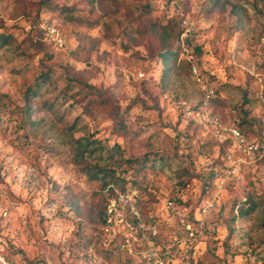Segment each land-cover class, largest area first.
<instances>
[{
    "label": "rangeland",
    "instance_id": "rangeland-1",
    "mask_svg": "<svg viewBox=\"0 0 264 264\" xmlns=\"http://www.w3.org/2000/svg\"><path fill=\"white\" fill-rule=\"evenodd\" d=\"M0 33V264H264V158L230 130L263 138L264 0H0Z\"/></svg>",
    "mask_w": 264,
    "mask_h": 264
},
{
    "label": "trees",
    "instance_id": "trees-1",
    "mask_svg": "<svg viewBox=\"0 0 264 264\" xmlns=\"http://www.w3.org/2000/svg\"><path fill=\"white\" fill-rule=\"evenodd\" d=\"M143 13H145V12H143ZM159 28L162 29V31L160 32V36H159V42H160V48H161L160 51H159V56H160V58L162 60L166 61L170 56L174 55V51L169 46V43H170L171 39L173 38V33H172V30L169 31L166 28H162L160 25H158V23H151L149 28H148V32H154V33L158 34ZM179 35L180 34H178L177 37H179ZM9 38H10L9 35L6 36V35H4V33H0V41H2L1 42V46L6 45L7 42L9 41ZM187 42H188V39H187ZM195 48H196L197 51H200V47L196 46ZM47 78H48V75L46 74V75H44V77L41 78V80H46ZM91 89H93V88L91 87ZM246 116H247V112H245V117L241 121V126L242 127H240V130L245 135H249L247 127L250 125V121L247 119ZM72 128L73 127H69L70 130ZM85 141H86V143H83L82 141H79V145L83 148V150L80 153L81 157H83L85 153L93 154L95 152V150H98L96 148H99V146H96L93 149H91V146L93 144H95V143L96 144L99 143V141L89 140L88 138L85 139ZM221 143L225 147H228L229 144H230V141H229V139H224V140L221 141ZM100 147H102V146H100ZM115 147H119V146L115 145L114 148ZM102 148H104V147H102ZM149 155L144 157L137 164H136V162L133 163V160H131V159H122V164L125 163V164H127V165L139 170L140 168H143V167L147 166V162L150 160V157H148ZM85 168H86L87 174L91 178V180H101L103 186H107V185H109V181H108L107 178L110 177L113 180L115 186L120 187L123 191L127 190L128 180L125 177V174H127L125 171H122L121 175L117 176V175H115L116 174L115 169H111V170L103 169V168H99L98 165H95V166L86 165ZM92 169H97V171L95 173L91 174L93 172ZM209 172H210V173H208L209 175L205 179V180H208V181H206L205 184H204L203 192H205V190L208 187L212 186V183H213V181L215 179V171H214V169L212 168ZM112 191H113V189H112ZM169 201L174 202L176 205L183 204L182 200L177 199V198H175V199L170 198ZM248 202H249L250 205L246 209L244 207L240 208L241 215H248L251 211L255 210L257 204L254 202V200L252 198H249ZM191 212H192L191 210L187 211L189 216H190ZM98 216H99L100 223L105 222L106 213L103 212L102 209L98 212ZM190 219H192V217ZM185 264H203V263H200V262H197V263L188 262V263H185Z\"/></svg>",
    "mask_w": 264,
    "mask_h": 264
},
{
    "label": "built area",
    "instance_id": "built-area-1",
    "mask_svg": "<svg viewBox=\"0 0 264 264\" xmlns=\"http://www.w3.org/2000/svg\"><path fill=\"white\" fill-rule=\"evenodd\" d=\"M232 132V136L234 138V145L237 148L238 153L245 155L249 159H255L258 157H263L264 158V133H263V138L261 141H255L249 139L244 133L240 131V129L236 127L230 128ZM250 161V160H249ZM216 202L215 200H209L206 205L203 207V212L204 215H209L211 210L214 208ZM169 209L171 210L172 213L178 215V218L181 222H184L188 218V214L185 212L180 211L176 204L172 201H169L168 203ZM190 235L194 236L195 232L190 229ZM163 252V253H161ZM158 253V250H152L148 255H147V260L150 263L154 264H170V261L168 260V255L169 252L166 251H161ZM5 264V263H4Z\"/></svg>",
    "mask_w": 264,
    "mask_h": 264
}]
</instances>
